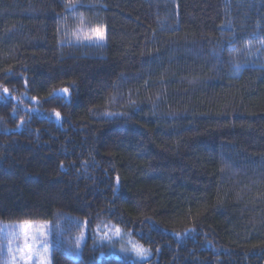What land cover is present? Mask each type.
<instances>
[{"label": "trees", "instance_id": "16d2710c", "mask_svg": "<svg viewBox=\"0 0 264 264\" xmlns=\"http://www.w3.org/2000/svg\"><path fill=\"white\" fill-rule=\"evenodd\" d=\"M66 1L0 0V223L87 221L51 264H264V0H79L83 49ZM103 223L152 257L101 255Z\"/></svg>", "mask_w": 264, "mask_h": 264}, {"label": "rangeland", "instance_id": "374dc122", "mask_svg": "<svg viewBox=\"0 0 264 264\" xmlns=\"http://www.w3.org/2000/svg\"><path fill=\"white\" fill-rule=\"evenodd\" d=\"M79 0H67L66 4H77ZM69 13L66 15L65 22L60 27L61 43L72 45L78 48H99L105 43V29L102 24L91 23L86 16L76 11L75 8H67ZM102 30L104 33V39L102 41L96 39H88L89 37H95L96 30ZM57 94L62 95L64 98H68V93H64L63 89L57 90ZM70 221L76 223L80 230L79 233H75L71 238L75 243V247L79 249L82 242L87 236V224L85 221L69 220L67 218L62 219V225L64 222ZM25 221H17L11 223H0V264H25L24 256L26 249L24 246L25 227L28 229V236L35 237V239H29V243L32 245L33 260L31 264H37L38 256L47 257L51 261V246L52 243L57 240L59 234L55 233L62 230V225H54L49 221H29L26 226ZM96 240L105 250L101 251V255L114 254L116 256L127 257L132 261H146L152 257L150 249L143 246L137 241L131 233L124 231L116 224L103 223L95 227ZM56 234L55 237L53 235ZM47 241L48 251L45 253L43 247V241ZM146 255H139L138 253L144 252ZM79 250L72 251L74 256H78ZM15 257V260H13Z\"/></svg>", "mask_w": 264, "mask_h": 264}, {"label": "snow or ice", "instance_id": "6c2138e0", "mask_svg": "<svg viewBox=\"0 0 264 264\" xmlns=\"http://www.w3.org/2000/svg\"><path fill=\"white\" fill-rule=\"evenodd\" d=\"M65 7L74 9L76 6H75V4L69 3V4H66ZM88 39H96V40L102 41L104 39V33H103L102 30L97 29L95 37H89ZM3 91H4V93H8L9 90L7 88H4ZM63 92L64 93H69V89L65 88V89H63ZM110 115H115V114H110ZM55 116L57 118H60V113L58 111L55 112ZM117 182H119V177H117ZM24 223L27 226L30 222L29 221H25ZM86 223H87V221H86ZM24 236H25L24 246H25L26 252H25L24 256L22 257V259H24L25 264H31V262L33 260V251H32V245L29 243V239H35V237H31L30 238L28 236L27 227H25ZM42 243H43V247H44L45 253H47V251H48L47 241L45 240ZM138 254L139 255H146L147 252L145 250L144 252H141V253H138ZM13 260H15V257H13ZM37 264H51V261L47 257L38 256Z\"/></svg>", "mask_w": 264, "mask_h": 264}]
</instances>
